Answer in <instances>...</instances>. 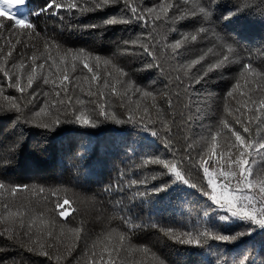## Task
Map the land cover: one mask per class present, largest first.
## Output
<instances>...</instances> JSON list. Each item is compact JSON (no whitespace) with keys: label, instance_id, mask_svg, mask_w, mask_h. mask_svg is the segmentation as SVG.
<instances>
[{"label":"trees","instance_id":"1","mask_svg":"<svg viewBox=\"0 0 264 264\" xmlns=\"http://www.w3.org/2000/svg\"><path fill=\"white\" fill-rule=\"evenodd\" d=\"M159 0H135L138 7L153 6ZM203 0H190L189 4L181 3L180 8L185 11L195 9ZM236 0H222L213 11V19L220 18L234 8ZM44 0H27L26 15L38 9ZM242 5H250L246 13L232 17L230 20H223L219 29L224 33L235 35L242 44L240 55L251 59L254 67L264 70V0H241ZM120 12L119 6L108 7L100 11L89 13L77 19L68 18L69 24H94L115 16ZM127 15V13H125ZM172 16L179 15L178 11L170 13ZM0 20L7 21V16L0 17ZM158 31L155 34L158 40L174 42L179 39L182 33L191 32L196 26L195 20H185L174 23L173 20L158 21ZM41 35H30L26 32H11L10 29H0V88L4 95L17 98L22 112L7 111L9 102L0 95V153L7 154L13 160L11 166L3 172L4 177L11 180L12 185H29V190L20 191L13 195L10 188L0 190V215L4 214V205L8 204L12 211L20 209L25 214L17 218L13 226L20 234L16 243L8 240L7 237H0V264H89L92 254L95 253L97 264L109 259L108 252L113 245H120L119 236L124 234L126 239L123 242V250L119 258L115 257L116 264H216L217 259H226L228 264L233 260H239L244 256L249 257V264H264V228H258L248 222L237 220H220L217 210L201 194V185L206 186L202 179V169L187 164L183 172L196 188L189 187L183 183L176 182L169 184V187L158 193H150L142 198L135 195L137 191H145V186L126 185L131 179H147V188L168 183L171 177H162L160 180H152V176L160 171L156 165L143 166L145 159L153 157L166 158L171 162H186V155H191L198 164L200 158H207L208 143L210 134L221 129L220 121L227 119L234 123L233 116H240L249 126L247 137L253 143L264 142V123L251 119V113L242 115L235 109L241 107L237 100L247 99L241 97L239 92L235 98H228L226 93L239 81L242 85L240 91H247L244 87V80L239 77L240 65L228 64L222 69L209 73L199 84L185 92L184 88L179 89L173 86L165 90L167 80L161 75L159 68H144V64L151 60L150 57L142 55V49L136 48V54L122 53L117 48V43L123 40L136 39L138 36L143 40L151 29H143L139 24H115L108 26L100 35L99 29H70L61 31L49 23L47 28L41 21L38 22ZM175 27L177 31L171 29ZM47 37L55 38V43ZM143 35L141 36V34ZM19 41V42H18ZM48 43V51L45 52V44ZM12 57L6 58V53L12 50ZM63 55L67 48H84L105 59L112 61L110 65L102 62L99 67L100 74L106 75L115 71L113 65L122 67L129 73L131 82L145 90H151L155 94L159 90L170 91L173 95V106L171 115H166L171 128V133L166 135L159 124L156 125L161 131V138L153 135L151 130H143L141 127L131 123L116 124L111 120L105 121L99 118L96 127L82 126L75 123H62L53 129H44L35 124H26L25 119H31L32 113L43 106L44 97L35 104L28 103L32 99L29 95H21L15 88H8V80L3 76L5 67L11 73H23L26 83V74L31 71L32 61L28 59L33 54L40 57L37 64L45 63V69L40 70L42 75H47V69L51 65L48 57L51 56L59 61L57 47ZM208 41L192 43L187 45L183 51L181 60L196 58L201 48L210 47ZM164 53L163 48L160 49ZM43 54V55H41ZM171 57V50L164 53ZM163 60L164 56H160ZM211 59H214L210 57ZM25 62L27 68L20 70L13 68ZM93 66L95 62L93 61ZM168 68V63H164ZM63 69V65H60ZM82 65L78 66L76 73H70L73 77L80 76L79 85L84 92L77 87L72 95L71 102L65 100L67 111L71 113L80 108L77 98L85 101L90 98L84 93L88 91V84L84 83L83 76L91 74L87 70L80 71ZM70 69V60H69ZM55 79L58 75L57 69H52ZM62 75V72L59 73ZM173 77L176 73H172ZM183 76V73H181ZM185 84L188 78L184 77ZM253 89L264 88V81L258 77L251 84ZM95 90V89H94ZM29 92H49L47 98L49 103L56 100L52 86L43 85L42 78L33 84ZM110 92V90H107ZM179 92V97L176 93ZM131 94V93H130ZM63 95V94H62ZM138 95H133L132 107L135 101L140 100ZM164 109L168 105L159 100ZM123 103L124 107L120 105ZM128 100H120L117 97L108 96L103 100L104 107L109 113H116L118 117L126 119L128 114ZM144 103L151 104V100ZM230 105L233 115L225 112V105ZM89 111L95 109V104H87ZM249 108L251 105L248 106ZM243 111V110H242ZM142 114V113H141ZM21 116L20 120L16 117ZM64 120V116H60ZM44 119H47L46 117ZM175 121L172 123V121ZM240 128L239 125H235ZM242 131V128L240 129ZM171 137L173 147L176 150V159L173 160L170 151L165 147L168 137ZM230 136V133L227 134ZM234 141V138H231ZM220 144L224 141L218 137ZM207 142V143H206ZM191 144L189 153L184 149ZM222 151L218 146L217 152ZM219 158V157H217ZM254 174L264 176V150L253 152L248 157ZM139 165V167H138ZM44 191L41 192L40 189ZM111 189L106 191V189ZM60 189L57 195L53 190ZM121 189H123L121 191ZM65 192L68 196H65ZM59 198L62 202L65 198L72 201L71 207L65 206L67 212L71 213L67 220L58 217L53 211L55 201ZM212 207L213 211L205 217L204 213ZM43 217L51 223L50 231L53 236L49 238L47 232H37L36 227L32 229V239H39L42 244H52L48 249L53 259L38 253L29 252L30 245L28 236V224ZM23 220V226L20 220ZM128 219L133 224H158L161 228H173L178 233L184 231L202 230L210 227L222 234L232 235L240 232H248V235L239 237L232 243L209 240L208 245L180 244L169 239L163 232L157 229L146 228L141 230L128 229L124 223ZM47 227V226H46ZM2 230V227H0ZM149 248L151 252L145 255L140 249ZM71 249V255H68ZM154 253L155 255H152ZM56 257L59 258L55 259ZM67 257V259H65Z\"/></svg>","mask_w":264,"mask_h":264},{"label":"snow or ice","instance_id":"2","mask_svg":"<svg viewBox=\"0 0 264 264\" xmlns=\"http://www.w3.org/2000/svg\"><path fill=\"white\" fill-rule=\"evenodd\" d=\"M190 0H159V2L153 6H145L143 8L138 7L135 0H44V3L38 8L33 10L30 14L24 15V10L14 8V5H19L22 0H7V6L0 4V17L7 16V23L0 20V29H10L11 32L16 33L18 30L26 32L30 35L34 34L40 36V30L38 22H43L45 27L51 23L54 28L53 31L59 29L61 31H67L70 29L84 30V29H99L97 34V40L99 41L100 35L110 25L115 24H131L136 23L143 29H151L148 31L147 37L143 40L138 36L136 39L123 40L117 43V48L122 53H135V49H142V55H146L151 58L149 62L144 64V68H159L160 73L167 80L165 84V90L171 89L173 86L179 89L184 88L185 92L194 88L196 84L201 83L208 77L209 73L215 72L224 68L228 64H239L240 73L239 77L244 80L247 91H240L242 85L237 83L226 93L228 98H235V94L239 92L241 97H247V99L237 100V104L241 105L235 109L236 112H242V115L251 113L249 116V122L251 119L259 120L264 123V88L259 89V96L256 95L257 89H253L251 84L255 82V78L258 77L260 81H264V70H258L253 66L251 59H247L240 55L242 44L235 35L231 33H224L219 29V24L223 20H230L232 17L246 13L250 9V5H242L241 0H236L233 4L234 8L223 15L220 20L213 19L214 9L222 3V0H203L199 3L195 9L185 11L180 8L181 3L184 5L189 4ZM119 6L120 12L111 16L106 20L100 21L94 24H69L68 18L77 19L93 13L103 10L108 7ZM178 11L179 15L172 16L170 13ZM127 13V15H125ZM173 20L174 23H179L185 20H195L196 26L191 32L182 33L179 39L174 42H167L156 38L158 31V21ZM171 31H177V28L173 27ZM143 33L141 34V36ZM51 39L53 44L55 43L54 37H47ZM201 41H208L211 44L210 47L201 48L196 58L190 60H181L184 54L182 50H185L187 45L192 43H199ZM19 42V41H18ZM48 43L45 44V52L48 51ZM57 47V59L49 56L48 60L51 61L50 67L47 69L48 74L42 75L38 72V69L44 70L45 63L37 64L36 61L40 59L39 56L33 54L30 59L32 61L31 71L26 74V83L22 81L25 79L23 73L15 74L11 73L7 67L3 69V76L8 80V88H15V90L21 95H29L32 97L28 101L30 104H35L42 95L45 99L43 106L39 107L38 111L32 113L31 119H25L26 124H35L37 127L44 129H55L62 123H75L82 126L96 127L100 117L105 121L111 120L116 124L131 123L138 126H142L143 130H151L152 134L161 138V131L163 129L166 135L171 133V128L166 115H171V109L174 103L173 95L170 91L159 90L155 94L151 90H145L144 88L135 86L129 77V73L122 67H116L113 65L115 75L113 73H107L101 75L99 70L101 62L104 65L112 64V61L105 59L99 55L94 54L84 48L72 49L67 48L64 54H60V48ZM163 48L164 53L167 50H171V57H167L164 53L160 52ZM15 49V45H12V50L6 53V58L12 57V51ZM43 55V54H41ZM160 56H164L161 60ZM210 57L214 58L211 59ZM70 60V69H69ZM95 62L93 66L92 62ZM164 63H168V68L164 67ZM63 65V69L60 68ZM82 65L80 69L87 70L91 75H84V83L88 84V91L84 93L90 99L85 101L84 99L77 98V103L80 108L69 113L65 106V100L71 102L72 95L77 87H80V91L84 92L83 87L79 85L81 79L80 76L73 77L70 73H76L78 66ZM13 68L25 70L27 65L25 62H21L18 65H13ZM57 69L58 75L55 79L52 78V69ZM62 72V75L59 73ZM172 73H176L173 77ZM183 73V76H181ZM184 77L188 78V84H185ZM42 78L43 85L52 86V90L55 92L56 100L49 103V92L44 91L37 93L35 91L29 92V89L33 88V84ZM95 89V90H94ZM107 90H110L108 92ZM131 93V94H130ZM63 94V95H62ZM0 95L4 96V100L9 102L7 111H15L21 113L22 109L17 103V98L4 95L3 89L0 88ZM117 97L120 100H128V114L126 119H122L117 116L116 113H109L107 108L103 105V100L108 96ZM133 95H138L141 99L135 101V107H132ZM163 101L168 105V110L164 109L163 105L158 102ZM176 97H179V92L176 93ZM151 100L149 106L148 103H144L146 100ZM87 104H95V109L89 111L86 107ZM251 105L249 108L248 106ZM124 107L123 103L120 105ZM243 110V111H242ZM225 112L228 115H233L230 105H225ZM142 113V114H141ZM64 116V120H61L60 116ZM47 119H44V118ZM22 117L17 116L16 119L20 120ZM234 123L222 119L220 125L222 126L219 131L210 134V143H208L207 158H200V162L197 164L191 155H186L184 163L181 161L171 162L166 158L153 157L145 159L143 166L156 165L160 167L155 175L152 176V180H160L162 177H171L168 183H162L159 186L147 188V179H131L127 183V187L133 186H145V191H137L135 195L143 198L149 196L151 193H158L164 191L169 187V184L180 182L189 187L196 188L197 185L191 183L186 178L183 168L187 164H191L193 167H199L202 169V179L206 182L205 185H201V194L206 197V200L210 202L211 206H214L218 211L220 220L239 219L250 223L258 228H264V176L260 174H254L251 167H249V159L253 152H259L264 150V142L253 143L249 137L246 136L250 129L248 123L240 116H233ZM175 121L173 120L172 123ZM159 124L160 129L156 127ZM235 125H239L237 128ZM242 128V131L240 130ZM230 133V136L227 134ZM218 137H221L224 141L220 144ZM234 138V141L231 139ZM207 143V142H206ZM218 146L222 151L217 152ZM165 147L170 151L173 160L176 159V150L173 147L171 137L169 135ZM192 145L189 144L184 152L187 154L190 152ZM219 157V158H217ZM13 160L7 154L0 153V190H6L10 188L13 195L20 191L29 190V185H12L10 179L4 177L3 172L6 168L11 166ZM139 167V165H138ZM111 189H106L110 191ZM123 189H121L122 191ZM44 191L43 188L40 189ZM60 189L53 190V194H59ZM65 196L68 193L65 192ZM72 201L65 198L62 202L57 198L55 201V208L53 211L58 217L64 218L66 221L71 214L67 212L65 206L71 207ZM213 211L212 207H209L204 215L207 217L209 212ZM24 212L20 209L12 211L8 204L4 205V214L0 215V237H7L13 243H16L20 238V234L15 231L14 225L17 223V218H22ZM51 223L46 221L42 216L37 221L33 220L28 224V231L24 235L28 236L30 245L27 246L29 252L38 253L53 259L52 253L48 250L53 247L52 244H42L39 239H32V229L36 227L37 232H47V236L51 238L53 236L52 231L48 230L51 227ZM124 223L128 226L130 231L141 230L146 228L157 229L163 232L169 239L176 241L180 244L198 245L204 247L208 245L209 240H215L220 242L232 243L239 237L248 235V232H240L232 235L222 234L214 231L210 227H204L202 230H197L195 233L192 231H184L178 233L173 228H161L158 224H133L128 219H124ZM21 226H23V220H20ZM47 226V227H46ZM126 237L124 234L119 236L121 242L120 245H113L110 252H108L109 259L107 261L102 260V264H116V259L113 258V253L116 258H119L122 245ZM0 251H3L0 249ZM145 255H148L151 250L149 248L140 249ZM71 255V249L68 252ZM152 255H155L152 253ZM57 261L59 260L56 257ZM67 259V257H65ZM249 257L244 256L239 260H233L231 264H249ZM89 264H97L95 259V253L89 260ZM161 264L163 262L161 261ZM216 264H228L226 259H217Z\"/></svg>","mask_w":264,"mask_h":264},{"label":"rangeland","instance_id":"3","mask_svg":"<svg viewBox=\"0 0 264 264\" xmlns=\"http://www.w3.org/2000/svg\"><path fill=\"white\" fill-rule=\"evenodd\" d=\"M0 4H4L5 6H7V0H0ZM26 5H27V0H22V3L19 5H14V8H19V9L24 10V15H26L27 13V10L25 9L27 7Z\"/></svg>","mask_w":264,"mask_h":264}]
</instances>
